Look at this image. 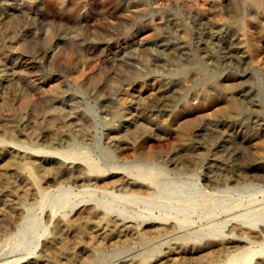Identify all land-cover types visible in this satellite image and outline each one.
Wrapping results in <instances>:
<instances>
[{"label": "bare ground", "instance_id": "6f19581e", "mask_svg": "<svg viewBox=\"0 0 264 264\" xmlns=\"http://www.w3.org/2000/svg\"><path fill=\"white\" fill-rule=\"evenodd\" d=\"M14 1L7 0L5 5L10 9L8 17H14L19 8L28 15H36L37 0H24L22 5ZM131 1L137 12L145 11V4L140 0ZM161 2L179 8L201 23L202 27L197 29L199 39L205 37L206 31L208 35L197 50L198 57L213 69H196L189 80L181 76L175 80L153 77L140 82L132 93L127 90L125 97L121 98L120 109L113 112L115 124L109 128L108 143L116 148L135 146L140 134L156 130L161 131V135L170 126L186 128L188 137L181 144L182 152L179 153L184 152L191 160V149L213 141L212 137H221L223 144L214 154H195V161L209 160L205 181L210 189L219 192L231 185L237 186L250 173L235 170L234 161L238 158L252 159L246 147L235 139L238 126L247 130L249 123L255 130L253 161L259 168H264V109L261 106V100L264 101V0H156L157 4ZM176 28L183 43L172 47L164 57L167 59L172 55L192 62L193 55L186 44L191 32L179 24ZM0 31L6 33L7 38H13V25L8 20H2ZM150 32L151 35L156 34L157 29L153 26ZM2 43L4 39L0 37ZM16 47L18 53L31 50L25 41H18ZM1 54L10 71L0 69V132L16 135L23 127L25 136L43 139L52 145L68 142L74 149L54 152L63 159L34 156L17 151L13 146L22 147L19 144L0 139V249L3 240L12 238L19 231L28 212L41 206L48 193L44 185L54 186L65 179L95 185L97 178L88 172H99L98 166L88 160L87 153L78 149L79 140H90L92 129V124L82 113L60 107L56 97L47 99L45 107L49 119L41 118L35 129L28 132L29 124L20 122V114L9 112V100L2 97L1 91L6 79L11 83H24L36 96L44 95L43 87L53 93L55 85L48 80L36 82L27 78L12 55ZM231 66L243 69L244 75L226 71L224 77L216 76L215 71H224ZM30 67V62L25 61L24 68ZM250 67L257 69L262 86L256 85L254 77L245 79ZM182 72L186 75L187 68ZM184 114L190 116L188 122L183 120ZM174 156L158 152L151 155L161 161L167 158L170 165L181 171L194 164V161H189L187 166L183 159L177 160ZM73 160L87 164L88 168L75 169L69 162ZM26 170L29 175L24 173ZM110 184L127 196H151L157 190L153 177L146 175L119 177ZM98 204L87 206L75 217L57 219L51 238L43 244L41 256L22 264H264V223L258 226L252 222H236L227 231L211 232L206 240L198 241L176 223L134 221L114 215L111 209ZM53 218L50 214L49 221L52 222ZM229 222V219L225 221L226 224ZM24 259L16 258L7 264H19Z\"/></svg>", "mask_w": 264, "mask_h": 264}, {"label": "rangeland", "instance_id": "374dc122", "mask_svg": "<svg viewBox=\"0 0 264 264\" xmlns=\"http://www.w3.org/2000/svg\"><path fill=\"white\" fill-rule=\"evenodd\" d=\"M37 1L39 5L34 17L19 8L15 16L10 18V9L5 6L7 0H0V23L6 19L13 25L12 39L0 31V37L4 39V43L0 44V69L10 71L1 54L5 52L20 64L19 69L25 71L27 78L35 79L36 82H53L55 91L52 93L47 87H43L44 95L36 96L24 83H11L6 79V84L3 83L1 87L2 97L9 100V112H18L20 122L29 124L28 132L35 129L36 122L41 118L49 119L45 102L50 98L56 97L60 107L76 110L86 116L92 124L91 138L88 141L79 140L78 149L87 153L88 160L98 166L99 172H88L90 176L97 178L95 185L68 179L54 186L44 185L48 193L41 206L28 212L19 231L12 238L2 241L0 264L22 257L25 259L19 264L39 258L43 244L52 236L57 219L75 217L87 206L98 203L111 209L112 214L130 220L176 223L182 231L198 241L206 240L211 232L227 231L236 222H252L258 226L264 223V168H259L253 161L255 130L250 128L249 123L247 130L236 127L238 132L235 139L239 145L246 147L252 159L238 158L234 165L238 172H249L250 175L243 177L245 179L239 185H231L219 192L206 185L205 174L209 160L196 162L195 154H214L223 144L221 137H212L213 141L203 144L202 148L191 149V160L187 159L184 152L179 153L182 152L181 144L188 137L186 128L175 129V126H170L161 135V131L156 130L140 134L135 146L123 145L116 148L107 140L109 128L115 124L113 112L120 109L121 98L125 97L127 90L132 93L138 89L140 82L153 77L175 80L181 76L189 80L196 69H213L198 57L197 50L208 35L206 31L205 37L199 39L197 29L202 27L199 21L188 17L177 7L163 2L157 4L156 0H140L145 4L143 12H137L131 0ZM14 2L22 5L24 0ZM177 24L187 27L191 32L186 44L193 55L192 62L172 55L167 59L164 57V53L172 47L183 43ZM153 26L157 32L151 35ZM18 41H25L30 45L29 53H18ZM25 61L30 62V69L24 68ZM186 68L185 75L182 69ZM226 71L244 75L243 69L235 66L215 71V74L217 77H224ZM248 72L245 79L254 77L256 85L262 86L257 69L250 67ZM128 103L131 105L130 100ZM261 106L264 109L263 99ZM182 118L188 122L190 116L184 114ZM25 131L21 127V133L16 135L0 132V139L19 144L22 147L10 145L21 153L34 156L63 159L54 152L74 149L68 142L52 145L46 140L25 136ZM157 133L159 134L155 135ZM154 152L164 156L173 154L177 160L183 159L187 166L189 161H194V164L190 169L181 171L170 165L167 158L164 161L153 159L151 155ZM69 162L73 163L75 169L88 168L87 164L79 160ZM24 173L29 175L28 170ZM139 175L153 177L157 189L153 195L127 196L111 187L110 183L119 177L137 178ZM50 214L54 216L52 222L49 221ZM227 219L230 222L226 224Z\"/></svg>", "mask_w": 264, "mask_h": 264}]
</instances>
